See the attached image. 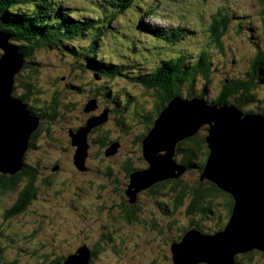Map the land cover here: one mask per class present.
I'll return each mask as SVG.
<instances>
[{
  "label": "rangeland",
  "instance_id": "rangeland-1",
  "mask_svg": "<svg viewBox=\"0 0 264 264\" xmlns=\"http://www.w3.org/2000/svg\"><path fill=\"white\" fill-rule=\"evenodd\" d=\"M44 1L55 7L47 16L55 17L56 12L75 16L82 26L93 16L97 21L70 38L55 32L56 28L40 33L62 41L55 47L52 43L37 47L25 57L20 76L14 78L13 94H25L27 108L41 114L42 119L23 157L28 169H34V188L24 191L27 178L22 177L13 190L0 193V264H54L56 258L75 254L82 244L92 252L88 264H172L170 243L178 241L189 228L203 233L220 230L227 222L229 207L223 197L207 196L199 206L211 201L213 213L208 208L188 212L191 197L187 194L173 215H168L160 206H169L168 200L157 195L142 194L138 198L137 192L133 199L137 204L127 201L124 166L146 165L138 138L150 127L147 117H155V105L161 100V89L135 77L156 80L158 76L153 73L159 72L166 81L169 70H159L163 61L183 56L189 67L204 52L209 62L208 77L199 73L193 79L186 76L178 84L181 95L197 96L203 91L204 100L209 102L233 79L251 81L255 83L251 90L259 101L245 104L243 110L264 113V77L262 73L258 77L259 68L253 72L251 67L259 65L264 73V57L260 56L264 53V4L259 0ZM110 1L115 4L114 10L107 7ZM102 7L110 9L109 15L115 13L114 18L107 16V24L101 20ZM22 8L28 12L23 4L16 10ZM213 17L226 19L217 42L210 31ZM67 19L66 25H70ZM138 22L144 30L135 27ZM105 24L113 31L104 29ZM94 28L96 35L91 33ZM173 31L177 35H172ZM150 32L162 38L171 34V38L153 39ZM10 41L26 47L33 40ZM89 56L106 67L115 65V74L99 73L107 69L89 66ZM244 91L238 89L233 95ZM90 98L96 99L97 108L85 112L84 104ZM105 108L109 110L107 121L87 135L85 163L89 171L80 172L72 162L76 146L70 144L68 130H76ZM115 140L120 142L119 155H105L109 145L104 148L101 142ZM174 159L179 160L176 156ZM55 162L59 163L58 171L52 170ZM107 170L111 175H105ZM199 173L196 168L186 170L179 178L192 188ZM202 182L205 189L206 181ZM27 195L29 202L22 211L6 213L17 198ZM122 204L132 205L135 211L128 222L123 218ZM234 260L235 264H264L263 253L253 249L248 254L238 253Z\"/></svg>",
  "mask_w": 264,
  "mask_h": 264
},
{
  "label": "water",
  "instance_id": "water-1",
  "mask_svg": "<svg viewBox=\"0 0 264 264\" xmlns=\"http://www.w3.org/2000/svg\"><path fill=\"white\" fill-rule=\"evenodd\" d=\"M11 43L10 35L0 29V172L3 174H15L24 166L30 137L40 121L20 97L13 95L14 75L22 69L25 57ZM95 108L96 99L91 98L83 110L90 112ZM107 118L105 108L100 114L88 117L76 130H68L70 144L76 146L72 162L78 171L87 170V134ZM6 122L12 125L11 130L4 126ZM203 125H208L205 141L209 152L198 180L213 183L229 193L233 206L220 230L213 233H203L195 227L185 230L178 241L170 244L171 260L173 264H234L238 253L252 249L264 252V116L261 114H244L233 104L211 105L197 96H172L142 140L147 168L129 174L125 194L133 203L137 192L179 178L187 166L174 159L175 146ZM118 146L117 141L110 143L105 155L115 153ZM253 209L258 213L252 212ZM74 253L68 254L62 264H87L91 250L82 244Z\"/></svg>",
  "mask_w": 264,
  "mask_h": 264
},
{
  "label": "trees",
  "instance_id": "trees-1",
  "mask_svg": "<svg viewBox=\"0 0 264 264\" xmlns=\"http://www.w3.org/2000/svg\"><path fill=\"white\" fill-rule=\"evenodd\" d=\"M105 1L108 2V0H105ZM259 2L264 4V0H259ZM21 4H23L24 6H26L28 8V12H25V10H24L25 8H22V10H16V8ZM121 6L122 7L125 6L124 3H122ZM52 7H54V5L53 6L51 5L50 7L45 5L44 0H35L34 2H33V0H0V29L6 31L10 35V39H12L13 41L14 40L15 41L33 40L26 47L23 46L22 44H17L19 49L22 51L24 57H28L31 53H33V51L35 49H37V47H39V48L43 47L47 43L48 44L52 43V45L55 47L56 44H58L60 41H62V39H60V38H57L55 40H51V39H49V36L46 34L40 35V33L44 32V31L49 32L50 30H53L56 28L55 32H57L58 34H62V36H64V38H70L74 34L80 35L82 33V30H84V27H90L92 21H97L94 19L95 16H93V18H88L89 20L85 21L83 26H82V24H81L82 21L78 20L77 17H75V16H71V15L66 16L64 14H60L57 12L55 15L56 18L54 16H47L46 15L47 12H51ZM103 7H106V6H103ZM103 7L99 8L101 10V13L104 14V16L101 20H103V22L107 24V22H108L107 16H111L112 18H114V16H115V13L114 14L112 13L111 15H109V12H110L109 8H113V10H114L115 4L112 3V1H110V4L107 6L109 8H105L106 10H104ZM55 11H56V9H55ZM57 17H59V20ZM67 18H70V19H67ZM66 19L68 21H70V25H66ZM98 19H100V18H98ZM225 21H226V19L224 21H222V19H220L218 17H213V19H212L210 31H211L212 39L216 42H217V39L220 38V35L223 33V31L225 29ZM61 23L63 24L64 29H61V27H62ZM105 25L102 26L104 29H107L109 31H113V30H111L112 26H107V25L105 26ZM136 26H138L137 28L139 30L140 29L144 30L143 29L144 26H142L139 22L137 23V25H135V27ZM102 27H100V29H102ZM71 28H73V30ZM96 32L97 31H95V28H94L91 33L93 35H96L95 34ZM150 34H152L151 37L153 39H158V40L166 39V41H167V39L169 40L171 38V34H166L165 36H163L164 38L160 37L159 35H155L154 32L153 33L150 32ZM172 35H177V33L175 31H173ZM95 42H96V39L94 40V43ZM71 46L73 48L76 47L75 45H71ZM95 47L96 46L92 47V51L94 50ZM260 56L264 57V53H261ZM88 61H90V62L92 61V63L88 62L89 66L91 65L94 67V66L100 65V66L105 67L107 69V70L101 71L99 73H102V74L105 73V74H109V75L115 74V71L113 70L115 65H113V64H109L108 67H106L107 64L99 61L98 59L92 58L90 56L88 57ZM162 63H163V66L162 67L160 66L159 70L164 68V67L169 70V72H167V73H170V78L167 79L168 81L167 80L165 81L161 78H159V79L156 78V80L150 79L149 81H144L143 79L145 77H143L142 75H137L135 77L136 79H139L144 83H147L149 86H151V85L156 86L157 88L161 89V91H163L160 93L161 101L158 105H156V107L154 109V112L156 114L155 117L149 116V118H148L149 123H150V127H148L146 132L141 137L138 138L139 144L141 145V147H142L143 138L146 136L147 132L151 129V127L153 125V121L156 118V116L158 115V113L160 112V110L162 109V107L168 102V100L172 96L181 95V93L179 92V89H178V84L179 83L181 84L185 80V78H187L186 76L191 77V79H193L197 73L203 75L204 78L208 77V72H209L208 63L209 62L207 60V55L204 52H201L198 55L197 59L192 64H190L189 67H186L185 60H184L183 56L174 57V58L165 60ZM251 67L253 69L252 70L253 72H255V69L258 70V68H259L258 77H259L260 73H262V75L264 77L263 68L261 69L259 67V65H257V66L252 65ZM22 70H23V68H22ZM158 73L159 72H155L153 74L155 76H157ZM20 74H21V71L16 75V78H18L20 76ZM171 77L173 78L172 80H171ZM262 83H264V82H262ZM262 83H259V84H262ZM206 84H208V81L205 82V85ZM254 85H255V83H252L251 81L242 82L240 80L234 81V79H233L231 81L230 85H227V86L224 85L225 86L224 88L221 87L220 92L209 102L204 100L203 91L199 94H196V95H197V97L206 101L207 103H210L211 105H221V104L232 105L233 104L238 110L242 111L244 114L255 113L251 109L243 110V106L245 104H247V103L252 104L253 102L256 103L259 101L257 99V97L254 96L255 94L251 90L252 89L251 87H253ZM23 87L26 89L27 86L24 85ZM241 88H244L245 91L242 92L241 94H239L238 96H234L233 93L236 92L238 89H241ZM15 96L20 97L23 100V102L25 103V101H24L25 97H26L25 94H20V95H15ZM188 97H190V96H188ZM28 110L33 115L39 117V119H42L40 117L41 114L37 113L36 111H34L31 108H28ZM259 114L264 116V113H259ZM98 127H101V126L98 125ZM207 128H208V125H203V126L199 127L195 134H193L192 136H189L188 138H185V139L179 141L175 146L174 154L176 157L179 158V160L177 162L185 164L187 166V170H192V169L196 168L198 170V172H200L203 168V165L205 163V159L207 158V155L209 152V150L207 148L206 141H205V135L207 134ZM93 129H91L89 131V133H91ZM37 131H38V129L34 133H32L30 140H32L36 136ZM69 139H70V137H69ZM115 141H117V140H115ZM115 141H112V142H115ZM112 142H108V143L101 142V146L102 147L104 146V148H105L106 146H108ZM139 149H140V146H139ZM87 155H88V153H87ZM141 156H142V153H141ZM142 158H143V156H142ZM197 159L199 160V163L195 162V160H197ZM85 162H86V160H85ZM23 163H24V166L21 168V170H19L15 174H8L7 175V174H1V172H0V193H4L6 191L13 190L15 188V186L20 182L22 177L27 178V183L23 187L24 191L29 190L30 188L33 187V181L35 179L34 174H33L34 169L32 168L33 171L29 170L26 163L25 162H23ZM145 163L147 164L146 161H145ZM85 165H86V163H85ZM130 167H132V166H130ZM134 168H138V167H134ZM128 170H127V172H129ZM138 170H143V169H138ZM107 171H105V174L107 173ZM133 171H137V170H133ZM128 182H129V177H128ZM204 184L207 185L205 189L203 188V182H200L197 179L196 184L191 188V187H188L183 181H181L180 178L173 179L172 188L174 191L175 209L178 208L179 204H181L182 200L185 198V195L188 194L191 197L190 198V204H189L188 209H187L188 212H192V211H196V210H198V211L201 210L204 212L208 208L213 213V210L210 208L211 201L207 202V205H205V206H199V205L202 201H205L207 199V196H212V197L221 196V197H223V199L225 201L226 207L227 208L229 207L227 211L230 214L232 203H233V199H232L231 195L229 193L219 189L213 183L206 181ZM126 189H127V185L124 189V196H126V194H125ZM143 190H145V189H143ZM30 197H31V193H30ZM126 198H127V201L129 202L128 196H126ZM28 202H29V199L28 198L26 199V196L23 199L17 198L15 203H13L12 208L8 209L6 211V213L8 215H13L15 213H18L26 207ZM129 203H131V202H129ZM121 209L124 210L123 218L125 219L126 222H128L129 218L134 216V213H132L131 215L129 214L130 211H134L132 206L122 204ZM127 216L129 218H126ZM196 225L197 224H195L193 226H196ZM182 234L180 235V237L182 236ZM169 250H170V245H169ZM248 253H245V254H248ZM262 253L264 256V252H262ZM65 257L62 259L56 258L54 260V264H62ZM90 260H91V258H89L88 263L90 262ZM171 263H172V260H171Z\"/></svg>",
  "mask_w": 264,
  "mask_h": 264
},
{
  "label": "flooded vegetation",
  "instance_id": "flooded-vegetation-1",
  "mask_svg": "<svg viewBox=\"0 0 264 264\" xmlns=\"http://www.w3.org/2000/svg\"><path fill=\"white\" fill-rule=\"evenodd\" d=\"M23 68V67H22ZM158 77V79L160 78L159 77V73H158V75H157ZM167 76H168V78H167ZM167 76L166 75H164V77L165 78H167V79H169L170 78V73H168L167 74ZM98 77H100V76H98ZM15 80H16V77H15ZM168 81V80H167ZM161 93V91L159 92V94ZM13 95H15V94H13ZM23 101V100H22ZM161 101V100H160ZM160 103V102H159ZM158 103V104H159ZM158 104H156V105H158ZM156 105H155V107H156ZM92 115H95V114H92ZM97 115V114H96ZM108 116H109V110H108ZM147 118H149V117H147ZM107 121V120H106ZM105 121V122H106ZM104 122V123H105ZM104 123H102V124H104ZM118 141V140H117ZM119 142V141H118ZM119 145H120V142H119ZM139 146H140V153H142V147H141V145L139 144ZM119 147V146H118ZM116 154L114 155V156H117V155H119V153H120V150H119V148L116 150ZM114 154V153H113ZM55 165H57L58 167H59V163L58 162H55ZM145 168H147V164L145 165V166H143V167H138V168H134V167H130V165L127 163V164H125V166H124V169H125V171H126V175L128 176L133 170H138V169H145ZM129 169V170H128ZM131 169V170H130ZM127 170L129 171V172H127ZM55 171H58V169L57 170H55ZM89 171V168L87 167V170H86V172L85 173H87ZM105 175H111V171L110 170H108L107 171V173L105 174ZM129 177V176H128ZM128 184V183H127ZM126 184V185H127ZM207 184V183H206ZM161 186V187H160ZM172 186H173V179H169V180H165V181H161V182H159V183H156V184H154V185H151V186H149L148 188H146L145 190H142V191H139L138 193H137V197L138 198H140L141 197V195L142 194H147V195H157L158 197H160V198H162L163 200L164 199H167L168 200V202H169V206H168V203H161L160 204V206H162V210H163V212L164 213H166V214H168V215H173V213H174V210H175V204H174V195L172 194V192L171 191H173V188H172ZM34 188V187H33ZM174 192V191H173ZM28 198V195L26 196V199ZM136 204H137V199H136ZM132 206V205H131ZM166 207H167V209H166ZM132 208H133V206H132ZM132 213H134L133 211H130V215L132 214ZM126 218H129L128 216L126 217ZM171 224V223H170ZM90 258L92 259V252H91V255H90ZM90 262H91V260H90ZM89 262V263H90Z\"/></svg>",
  "mask_w": 264,
  "mask_h": 264
},
{
  "label": "bare ground",
  "instance_id": "bare-ground-1",
  "mask_svg": "<svg viewBox=\"0 0 264 264\" xmlns=\"http://www.w3.org/2000/svg\"><path fill=\"white\" fill-rule=\"evenodd\" d=\"M189 8H190V7H189ZM12 72H13V71H12ZM8 74H9V73H8ZM0 76H1V74H0ZM1 77H2V76H1ZM3 77H4V76H3ZM1 79H2V78H1ZM186 88H187V87H186ZM182 89H183V88H182ZM184 97H185V95H184ZM111 109H112V108H111ZM2 123H3V122H2ZM4 126H6L8 129L11 130V126H12V125H11L9 122H8V123L6 122ZM109 156H110V155H109ZM181 176H182V175H181ZM257 209H258V208H257ZM252 212H254V213L257 212V213H258V211H255L254 209L252 210ZM257 215H258V214H257ZM255 216H256V215H255ZM259 217H260V216H259ZM261 217H262V216H261ZM261 217H260V218H261ZM255 221H256V220H255ZM255 223H257V222H255ZM254 226H255V225H254ZM197 229H198V228H197ZM198 230H199V229H198ZM201 232H202V231H201ZM234 264H235V263H234Z\"/></svg>",
  "mask_w": 264,
  "mask_h": 264
},
{
  "label": "clouds",
  "instance_id": "clouds-1",
  "mask_svg": "<svg viewBox=\"0 0 264 264\" xmlns=\"http://www.w3.org/2000/svg\"><path fill=\"white\" fill-rule=\"evenodd\" d=\"M17 75V74H16ZM15 78V77H14Z\"/></svg>",
  "mask_w": 264,
  "mask_h": 264
}]
</instances>
